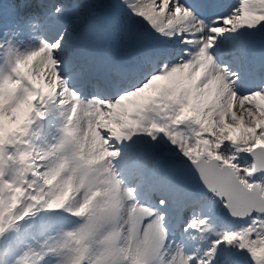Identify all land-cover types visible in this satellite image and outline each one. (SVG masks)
Segmentation results:
<instances>
[{
	"label": "snow or ice",
	"instance_id": "6c2138e0",
	"mask_svg": "<svg viewBox=\"0 0 264 264\" xmlns=\"http://www.w3.org/2000/svg\"><path fill=\"white\" fill-rule=\"evenodd\" d=\"M5 2L4 41L26 35L31 47L0 46V67L8 65L0 84L19 81L26 100L43 94L48 116L66 119L77 105L89 125L107 117L99 131L132 203L151 210L147 221L162 224L163 247L180 252L181 264H264V0H122L136 18L131 29L110 26L106 0ZM171 158L195 169L222 215L169 174ZM213 215L241 223L218 228ZM210 235L207 247L193 246ZM18 238L0 232V252Z\"/></svg>",
	"mask_w": 264,
	"mask_h": 264
},
{
	"label": "rangeland",
	"instance_id": "374dc122",
	"mask_svg": "<svg viewBox=\"0 0 264 264\" xmlns=\"http://www.w3.org/2000/svg\"><path fill=\"white\" fill-rule=\"evenodd\" d=\"M79 114L78 112L76 131L78 126L84 129L85 121H80ZM87 132L90 133L87 134L90 147L87 148V141L83 143L88 149V154L82 162L63 172L47 176L43 185L38 187L33 185L28 176L22 175V165L27 170L24 162L26 151L6 155V170L4 173L0 172V185L4 187L6 193L5 202L10 206L19 203L20 198L27 195L36 203V218L34 231L23 230L25 226L13 231V235H18L19 238L13 242L11 250L6 247L0 252V264H4L8 256L27 253V250L37 253V258L32 264H44L45 260H48L49 264H54V261L69 264L77 257L64 259L62 250L66 247L79 246H85L87 249V264H96L104 258V254L106 255L99 242L107 238L110 230L116 234L119 250L117 256L121 258V264H146L156 240L159 245H163L164 233L160 222L158 221L157 235H154V221L151 223L147 221L151 210L144 209L140 203H132L135 194L131 188L123 185L124 179L120 178L117 170L110 165L107 159L109 150L103 143L100 131L96 130L93 133L92 142L91 131ZM19 158L20 162L17 161ZM10 166L12 168H9ZM45 172H50V169ZM201 199L213 202L215 208L220 211V204L213 196L207 195ZM50 205L54 207L50 209ZM61 208L63 212L73 215L72 219L59 221L53 227L52 219L47 214ZM107 208L112 212L103 215L102 211ZM110 210H107V213ZM79 216L84 218L83 222L73 220ZM109 218L118 220V229L107 226L106 221ZM213 220L219 225H225L217 222L215 215ZM238 225L230 223L225 227ZM179 234L176 232L177 243L180 241ZM198 240L194 241L193 246L198 244ZM106 251L111 260H114L113 249L108 248ZM143 253L145 255H142ZM164 260L167 264H181L182 254L166 249Z\"/></svg>",
	"mask_w": 264,
	"mask_h": 264
},
{
	"label": "water",
	"instance_id": "95a60500",
	"mask_svg": "<svg viewBox=\"0 0 264 264\" xmlns=\"http://www.w3.org/2000/svg\"><path fill=\"white\" fill-rule=\"evenodd\" d=\"M174 161L176 165L168 163V167L171 171V174L178 180L179 183L192 187L197 193L200 194L212 193L203 185L198 174L192 172L188 174L181 173V168L183 166L190 167L191 165H186L185 163H182L181 161L178 160L177 161L174 160ZM176 166H179L180 169H177Z\"/></svg>",
	"mask_w": 264,
	"mask_h": 264
},
{
	"label": "clouds",
	"instance_id": "9594fccd",
	"mask_svg": "<svg viewBox=\"0 0 264 264\" xmlns=\"http://www.w3.org/2000/svg\"><path fill=\"white\" fill-rule=\"evenodd\" d=\"M4 43H7V41H4ZM115 166V165H114ZM51 219H52V226L54 227L56 225L57 222L59 221H63V220H71L72 218L71 217H67L64 212H63V209H58L57 211L55 212H52V213H48L47 214ZM84 218H80V221L79 222H83ZM13 264H15V261L13 262ZM44 264H49V261L48 260H45L44 261ZM54 264H60V262L58 261H54Z\"/></svg>",
	"mask_w": 264,
	"mask_h": 264
},
{
	"label": "bare ground",
	"instance_id": "6f19581e",
	"mask_svg": "<svg viewBox=\"0 0 264 264\" xmlns=\"http://www.w3.org/2000/svg\"><path fill=\"white\" fill-rule=\"evenodd\" d=\"M79 119H80L81 122H84V121H85V117H84L82 114H79ZM77 131L80 132L79 135H80V137H82L83 134H84V133H83V132H84V129H82L80 126H78V127H77ZM183 172L186 173L187 170H184ZM189 173H190V172H189Z\"/></svg>",
	"mask_w": 264,
	"mask_h": 264
},
{
	"label": "trees",
	"instance_id": "16d2710c",
	"mask_svg": "<svg viewBox=\"0 0 264 264\" xmlns=\"http://www.w3.org/2000/svg\"><path fill=\"white\" fill-rule=\"evenodd\" d=\"M15 220V216L10 218V222L12 223Z\"/></svg>",
	"mask_w": 264,
	"mask_h": 264
}]
</instances>
